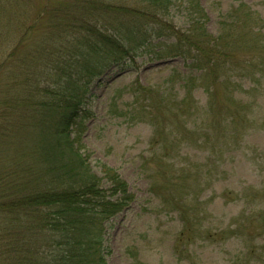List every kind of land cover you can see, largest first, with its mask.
<instances>
[{
    "label": "rangeland",
    "instance_id": "obj_1",
    "mask_svg": "<svg viewBox=\"0 0 264 264\" xmlns=\"http://www.w3.org/2000/svg\"><path fill=\"white\" fill-rule=\"evenodd\" d=\"M194 2L221 47L234 14L258 13L242 25L249 43L228 45L227 59L207 70L202 60L138 56L88 85L92 117L75 147L95 175L116 173L129 197L107 226V264H264V0ZM183 5L172 9L175 28ZM76 7L80 0H0V103L12 80L21 88L20 59L56 87L53 73L66 64L59 18Z\"/></svg>",
    "mask_w": 264,
    "mask_h": 264
},
{
    "label": "trees",
    "instance_id": "obj_2",
    "mask_svg": "<svg viewBox=\"0 0 264 264\" xmlns=\"http://www.w3.org/2000/svg\"><path fill=\"white\" fill-rule=\"evenodd\" d=\"M133 1L142 7L80 0V12L65 11L58 29L51 25L65 36L66 64L53 73L56 87L42 80L44 73L34 80V61L27 58L20 59L21 88L18 79L7 86L0 103V257H8V264H107V226L129 197L116 173L102 167V176L95 175L75 147L92 117L86 99L90 80L138 56L202 60L207 70L227 59L228 45L249 43L253 33L243 26V39L242 25L259 16L247 9L243 18L234 14L225 33L228 45L221 47L223 38L206 32V15L194 0L179 9L182 28H175L172 14L179 0ZM168 38L173 40L166 46Z\"/></svg>",
    "mask_w": 264,
    "mask_h": 264
}]
</instances>
